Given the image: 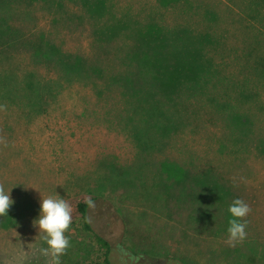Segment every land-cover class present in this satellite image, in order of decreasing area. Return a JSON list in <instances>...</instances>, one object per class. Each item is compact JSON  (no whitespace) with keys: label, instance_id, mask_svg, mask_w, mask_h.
I'll list each match as a JSON object with an SVG mask.
<instances>
[{"label":"rangeland","instance_id":"obj_1","mask_svg":"<svg viewBox=\"0 0 264 264\" xmlns=\"http://www.w3.org/2000/svg\"><path fill=\"white\" fill-rule=\"evenodd\" d=\"M10 1L0 0V10H8L7 6L14 9L10 19L0 15V27L6 23L24 30L23 40L29 44L35 41V29L49 19L52 34L74 50L68 55H84L99 46L120 61L124 52L147 43L136 30L134 16L140 15L144 27L148 26L157 13V3L163 0L109 1V14L95 13L91 19L85 16L72 23L64 15L48 14L47 5L40 0L38 4L31 0L17 4ZM171 1L177 2L175 11L164 10L166 15L174 16L178 11L184 19L213 21L223 39L234 43L241 34L232 27L234 19L247 14L264 16V0ZM89 2L96 12L99 1ZM73 8L67 6L66 10L73 12ZM109 15L120 17L130 30L118 32L108 22ZM28 18L33 22L30 29L26 28L28 23L24 24ZM167 21L172 23L169 17ZM245 23L264 31V24L254 19ZM0 42V186L10 189L13 200L6 215L0 216V264H48L49 257L39 251L45 245L33 221L39 214L41 198L50 195L60 196L72 208V224L65 233L71 246L61 257L62 264H90L91 258L100 254L75 211L78 201L88 199L94 204L87 208L89 223L108 241L110 264H264V162L233 160L234 167L242 163L246 168L245 173L236 175L223 172L227 177L223 185L229 183L226 189L230 194L219 196L228 203L210 196L200 191L208 178L200 170L180 177L162 173L160 163L168 156L160 159L159 154L141 155L139 149L145 147L146 140L135 145L134 130L138 137L140 132L148 133V142L154 148L162 144L171 150L170 161L185 164L192 158L198 163L197 169L206 165L217 171L213 172L215 177L222 175L218 166L232 170L217 157H205L203 135H192L187 124L173 129V133L169 129L168 137L162 139L161 128L166 126L157 124V115L176 121L169 111L159 109L163 104L144 95L135 98L111 94L106 91L105 78L77 76L66 82L70 87L67 92L60 90L57 96L52 91L50 105L36 115L27 102L41 93V62L24 58L19 44ZM57 87H62L60 80ZM129 97L132 101L127 106L124 100ZM214 131L223 132L219 128ZM224 133L233 149L248 142L231 132ZM166 179L181 186L179 198L169 185L164 186ZM182 193L188 196L182 199ZM234 198L244 200L251 211L245 217L246 238L230 246L227 208Z\"/></svg>","mask_w":264,"mask_h":264},{"label":"trees","instance_id":"obj_2","mask_svg":"<svg viewBox=\"0 0 264 264\" xmlns=\"http://www.w3.org/2000/svg\"><path fill=\"white\" fill-rule=\"evenodd\" d=\"M31 1L34 4L44 2L48 14L64 15L67 21L72 23L85 16L91 19L95 13L109 14L108 2L113 0H98L100 6L96 12H93L89 0ZM10 2L17 4L20 0ZM176 5L177 2L171 0L159 1L157 13L146 27L140 15L134 16L137 22L136 30L142 33L141 39L147 43L136 50L124 52L120 61H117L109 50L99 46L91 48L84 55L80 53L68 55L74 50H69L58 35L52 34L49 19L35 29V41L31 44L27 39L23 40L24 30L14 29L6 23H2L0 27L4 30L1 31L0 40L11 42L13 45L19 44L21 47L19 50L25 52L24 58L27 57L26 59L36 61L38 64L41 62V66L38 67V71L41 72V93L31 97L27 102L28 107L36 115L46 110L44 106L50 105L52 91L57 96L60 90L67 92L70 87L66 82L77 76H91L92 79L99 80L105 78L106 91L111 94H130L135 98L144 95L149 100L154 99L157 103L163 104L159 109L169 111L176 121L160 119L157 115V124L166 126L161 128L162 139H166L170 131L173 133V129L177 130L187 124L192 135L197 133L203 135L205 157H217L233 168L224 171L218 166L222 175L215 177L213 172L217 171L206 165L197 169L198 163L196 161L193 163L192 158H188L189 162L185 164L170 161L172 158L170 155L173 153L171 150L162 144L154 148L148 142L150 140L148 133L145 135L144 132H140L138 137L134 130L132 137L137 141L135 145L140 146L143 140L147 141L145 147L139 149L141 155L159 154L160 159L168 156L166 159L168 161L164 159L165 162L160 163V170L162 167V173L166 172L173 177L191 176L194 171L200 170L202 176L208 177L201 185L200 191L228 203L219 196L230 194L226 189L229 183L223 185L224 178H227L223 172H232L236 175L245 173L243 168H246L242 167V163H236L234 167L233 160L252 159L264 162V31L257 27H248L245 23L247 19H254L264 24V16L247 14L243 18L234 19L232 27L239 29L241 33L234 43L223 39V35L218 32L220 28L216 30L213 21L205 23L201 18L184 19L178 15V11L174 16L166 15L164 10L173 12ZM67 6H74L73 12L66 10ZM7 9L0 10V15L7 19L14 17L11 13L14 9L9 6ZM168 17L172 19V23H168ZM122 21L120 17L108 16V22L114 24L118 32L130 30ZM27 23L29 27L26 28L33 27L31 18L24 24ZM221 40L226 43L223 44ZM2 45L3 42H0V49ZM230 51L232 52L229 53ZM58 80L62 82L60 88L57 87ZM131 101L130 97L124 100L125 105L128 106ZM175 113L180 117L179 120ZM145 116L150 118L147 114ZM149 126L153 129L155 127L152 123ZM201 128L207 130L201 132L199 130ZM215 128L223 132L219 134L214 131ZM224 131L231 132L230 134L237 139L248 142L233 149V146L227 144L230 139H226ZM250 142L254 145L249 144ZM168 180H165L164 186L167 188L169 185L172 194L179 198L178 191H182L181 186L172 182L171 185ZM219 188L221 189L217 192ZM187 196L181 194L182 199ZM85 201H78L75 211L82 228L90 234L100 251V254L91 258L90 264H110V245L106 239L92 230ZM208 220L215 221L210 218Z\"/></svg>","mask_w":264,"mask_h":264},{"label":"clouds","instance_id":"obj_3","mask_svg":"<svg viewBox=\"0 0 264 264\" xmlns=\"http://www.w3.org/2000/svg\"><path fill=\"white\" fill-rule=\"evenodd\" d=\"M42 197V195H41ZM13 203L10 197V189L5 190L0 186V216H4ZM88 207H93V201H85ZM249 205L240 198H234L228 205L229 214L227 227V242L229 245L243 241L246 238L245 217L250 213ZM71 205L57 195H50L40 200L39 214L34 219L33 225L37 228L38 236L45 245L40 248L41 255L49 257L48 264H62L61 257L70 248V240L66 232L72 224Z\"/></svg>","mask_w":264,"mask_h":264}]
</instances>
